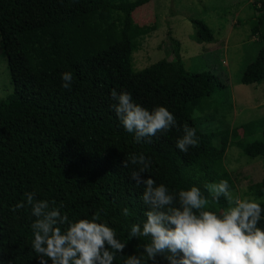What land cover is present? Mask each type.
I'll return each instance as SVG.
<instances>
[{"label":"trees","instance_id":"trees-1","mask_svg":"<svg viewBox=\"0 0 264 264\" xmlns=\"http://www.w3.org/2000/svg\"><path fill=\"white\" fill-rule=\"evenodd\" d=\"M151 0H0V42L7 58L14 93L0 98V264H39L32 248L31 224L36 219L26 205L10 209L35 192L36 199L63 203L69 220L91 219L116 231L126 243L114 264L129 256L144 255L147 237L129 238L131 226L145 221L147 206L143 187L130 179L131 166L122 162L132 154L151 159L145 178L164 184L170 191L199 187L227 180L235 190L224 160L230 143L251 159L263 157L264 123L250 121L227 128L215 146L214 134L201 130L192 118L220 86L209 71L191 73L174 40L173 59H162L134 71L133 54L155 25L140 28L132 14ZM253 15L249 31L259 39L257 57L247 64L241 84L264 80V0L250 4ZM194 38L213 43L214 30L202 20H193ZM63 72L73 74L70 90L64 89ZM113 89L131 93L135 103L151 111L166 107L183 127L196 129L197 148L188 153L176 147L183 135L176 129L136 143L122 127L111 99ZM249 195L264 207V176L251 184ZM210 198V197H209ZM224 197L207 210L220 213ZM127 207L130 215H122ZM103 210V211H100ZM264 216V214H262ZM66 227V226H65ZM258 227L264 228V219ZM147 264H169L162 256ZM51 264V261H48Z\"/></svg>","mask_w":264,"mask_h":264},{"label":"clouds","instance_id":"clouds-1","mask_svg":"<svg viewBox=\"0 0 264 264\" xmlns=\"http://www.w3.org/2000/svg\"><path fill=\"white\" fill-rule=\"evenodd\" d=\"M62 87L70 90L73 74H61ZM111 99L116 117L136 143L152 142L153 137L173 129L182 131L176 147L187 154L197 148L199 137L196 129L187 124L181 126L176 117L163 106L151 111L134 102L131 93L113 89ZM199 116L193 111L192 118ZM151 159L143 153L132 154L122 162L129 168L130 179L143 187L142 202L147 206L142 225L133 224L129 238L147 237L143 246L147 260L162 256L169 264H264V228L258 227L264 219V207L255 197H234L227 180L204 186L208 196L199 187L170 191L164 184L157 185L145 174L151 167ZM210 197V198H209ZM224 197L227 207L220 213L207 210ZM30 207L36 219L31 224L32 248L39 264H114L117 253H123L126 243L117 239L116 231L100 222L99 212L91 219L69 220L62 212L63 203L36 199L35 192L25 194V201L15 204L10 211L16 213ZM103 211V210H100ZM122 215L130 211L123 208ZM66 226V227H65ZM144 255L129 256L123 264H147Z\"/></svg>","mask_w":264,"mask_h":264},{"label":"rangeland","instance_id":"rangeland-1","mask_svg":"<svg viewBox=\"0 0 264 264\" xmlns=\"http://www.w3.org/2000/svg\"><path fill=\"white\" fill-rule=\"evenodd\" d=\"M253 0H151L132 14L137 27L155 25L133 54L134 71H140L162 59H173L174 40L180 43V54L191 73L209 71L216 76L219 87L203 103L195 119L199 128L214 134L215 146L227 128L250 121L264 123V80L251 85L240 80L247 64L260 49L259 39L251 36L250 21ZM193 20H202L215 32L213 43H199L194 38ZM174 39V40H173ZM14 93L7 58L0 42V98ZM235 182L234 197L249 195V186L264 176L263 157L254 159L230 143L224 160Z\"/></svg>","mask_w":264,"mask_h":264}]
</instances>
